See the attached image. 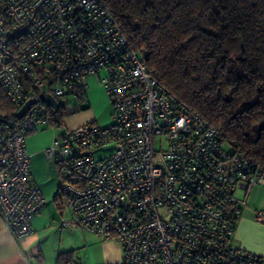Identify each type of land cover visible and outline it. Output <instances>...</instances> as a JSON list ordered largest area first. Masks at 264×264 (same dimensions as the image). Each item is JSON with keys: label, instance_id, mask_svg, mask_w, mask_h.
Returning <instances> with one entry per match:
<instances>
[{"label": "built area", "instance_id": "2783aa9c", "mask_svg": "<svg viewBox=\"0 0 264 264\" xmlns=\"http://www.w3.org/2000/svg\"><path fill=\"white\" fill-rule=\"evenodd\" d=\"M95 77L111 124L67 130L43 152L60 177L56 206L70 215L61 228L115 241V264H264L233 243L264 171L150 75L104 0H0V96L16 112L35 100L20 120L0 114V218L13 238L30 235L46 205L26 138L64 125L61 106L40 96L83 101Z\"/></svg>", "mask_w": 264, "mask_h": 264}, {"label": "trees", "instance_id": "16d2710c", "mask_svg": "<svg viewBox=\"0 0 264 264\" xmlns=\"http://www.w3.org/2000/svg\"><path fill=\"white\" fill-rule=\"evenodd\" d=\"M104 1L150 75L264 171V0Z\"/></svg>", "mask_w": 264, "mask_h": 264}, {"label": "crops", "instance_id": "0c3cea01", "mask_svg": "<svg viewBox=\"0 0 264 264\" xmlns=\"http://www.w3.org/2000/svg\"><path fill=\"white\" fill-rule=\"evenodd\" d=\"M39 132H32L26 138L25 147L31 158L40 153L44 155L43 152L50 143ZM30 178L37 186L31 175ZM55 196L52 200L53 205L50 208L44 207L38 215L32 218V233L19 241L13 238L0 218V264H59L60 254L72 252L71 249L63 248L62 239L68 235L82 234V232L61 228L62 220L69 218L70 215L67 212L61 213L58 210ZM257 212L264 213V183L251 189L247 206L243 209L238 220L233 239L234 245L238 248L264 257V224L256 222ZM53 234L59 238L57 249L51 245ZM88 235L92 234L83 233V236Z\"/></svg>", "mask_w": 264, "mask_h": 264}, {"label": "rangeland", "instance_id": "374dc122", "mask_svg": "<svg viewBox=\"0 0 264 264\" xmlns=\"http://www.w3.org/2000/svg\"><path fill=\"white\" fill-rule=\"evenodd\" d=\"M103 77V74L101 75ZM86 99L83 101L73 97H63L58 104L65 113L64 125L58 124L40 127L36 131L43 135L44 139L50 141L59 138L67 130H72L86 123H96L100 127L111 124L112 108L104 88L97 77L86 81ZM80 117V118H79ZM46 149V148H45ZM111 147L99 150L95 156L108 154ZM30 175L36 181L41 191L46 208H50L53 197L59 187L58 170L54 164L49 163L42 153L33 156L30 160ZM63 248L72 250L71 260L77 264H115L121 260L119 245L113 240H101L96 235L83 236L68 235L62 239ZM59 238L55 234L51 236V245L58 248Z\"/></svg>", "mask_w": 264, "mask_h": 264}, {"label": "water", "instance_id": "95a60500", "mask_svg": "<svg viewBox=\"0 0 264 264\" xmlns=\"http://www.w3.org/2000/svg\"><path fill=\"white\" fill-rule=\"evenodd\" d=\"M40 100L44 101L47 106H49L50 108L53 109L54 112L58 111V108H59L58 103L56 102V100H54L50 96H46V97L40 96ZM33 104H35V100H31L27 104H25L19 111L16 112L15 118L17 120H20L26 114V112L29 110L31 105H33Z\"/></svg>", "mask_w": 264, "mask_h": 264}]
</instances>
